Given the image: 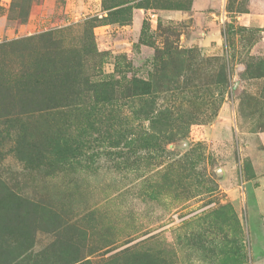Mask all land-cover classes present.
I'll use <instances>...</instances> for the list:
<instances>
[{
	"label": "rangeland",
	"instance_id": "obj_1",
	"mask_svg": "<svg viewBox=\"0 0 264 264\" xmlns=\"http://www.w3.org/2000/svg\"><path fill=\"white\" fill-rule=\"evenodd\" d=\"M0 46L82 99L42 167L0 119V264H264V0H0Z\"/></svg>",
	"mask_w": 264,
	"mask_h": 264
},
{
	"label": "trees",
	"instance_id": "obj_2",
	"mask_svg": "<svg viewBox=\"0 0 264 264\" xmlns=\"http://www.w3.org/2000/svg\"><path fill=\"white\" fill-rule=\"evenodd\" d=\"M42 42V37L38 38ZM47 42V36H46ZM9 46V45H8ZM55 47V45H53ZM2 46H0V50ZM20 49V48H18ZM17 51L16 49H10V52ZM21 51L15 52V56L19 57ZM13 54V53H11ZM22 63V61L20 62ZM18 79L12 81H0V119L7 122H19L20 134L18 135L15 148L18 153L21 154H32L35 161L41 167L45 163L46 159L43 155L52 154L56 155L61 152L60 146L58 145H40L35 141H29L24 134L22 128L24 123L34 117L35 114H49L53 118L57 119V116H65L63 118V126L70 127L74 126V121L68 119V113L75 112L82 107L81 93L69 94L65 93L66 87L73 85V77L75 74H65V76L58 81L56 76L51 78L50 84L45 85V90H48L50 95L39 96L35 94L37 86L33 85L29 87L28 83H23V80L29 78L30 75L27 71V64L23 63L22 66L19 65L17 71L14 72ZM83 85H89L88 81H83ZM30 88V89H29ZM64 90L63 92H60ZM78 91V90H77ZM94 101L100 102L101 105L109 104L111 99L107 97L94 98ZM93 121L91 118L88 119L87 124L90 125ZM77 125V122H75ZM55 126V124H53ZM52 143H58V139L51 140ZM59 144V143H58ZM64 147V146H63ZM65 149L69 153L71 151L70 147ZM39 150V151H38ZM49 164L56 163L53 160H48ZM47 163V162H46ZM24 243L22 244V246ZM26 249V247H25ZM135 249L134 251H136ZM145 253V252H143ZM140 254L136 253L135 255ZM155 258L153 260L162 261L159 254L153 255Z\"/></svg>",
	"mask_w": 264,
	"mask_h": 264
}]
</instances>
